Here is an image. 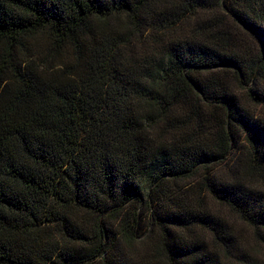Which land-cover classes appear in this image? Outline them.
I'll return each mask as SVG.
<instances>
[{"label":"trees","instance_id":"obj_1","mask_svg":"<svg viewBox=\"0 0 264 264\" xmlns=\"http://www.w3.org/2000/svg\"><path fill=\"white\" fill-rule=\"evenodd\" d=\"M261 109L264 0H0V264H256Z\"/></svg>","mask_w":264,"mask_h":264},{"label":"rangeland","instance_id":"obj_2","mask_svg":"<svg viewBox=\"0 0 264 264\" xmlns=\"http://www.w3.org/2000/svg\"><path fill=\"white\" fill-rule=\"evenodd\" d=\"M245 44L248 49L255 51L257 49L256 43L252 38L244 34ZM262 116H264V110H260ZM222 172H224L223 168H221ZM252 182L264 189V181L261 179H253ZM219 210V214L223 217H228L230 222H234L236 224V233L239 237L241 252L244 257L256 264H264V241L256 235V230L249 225L241 222L235 216H232L228 210L221 208L220 206L215 207ZM264 236V232H261Z\"/></svg>","mask_w":264,"mask_h":264}]
</instances>
